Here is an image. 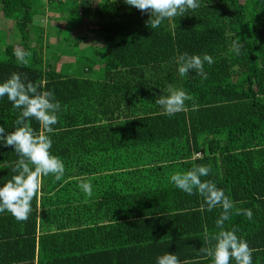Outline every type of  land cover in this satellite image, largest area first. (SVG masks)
Instances as JSON below:
<instances>
[{"label":"trees","instance_id":"1","mask_svg":"<svg viewBox=\"0 0 264 264\" xmlns=\"http://www.w3.org/2000/svg\"><path fill=\"white\" fill-rule=\"evenodd\" d=\"M62 1L0 0V19L9 24L0 40V83L19 73L54 94L61 110L48 134L50 152L65 165L60 181L40 178L26 222L0 213V264H156L167 252L181 264H211L200 249L214 245L222 209L208 211L198 193L170 182L197 165L210 166L201 179L235 209L252 211L249 220L234 209L224 228L247 242L253 264H264V0H199L195 11L157 29L146 24L150 13L125 0H77L61 9ZM46 5L56 7L53 18L67 15L54 21L56 41L77 46L98 35L81 76L43 60ZM233 41L242 44L239 55ZM16 49L30 53L27 65ZM185 52L213 58L204 64L206 79L192 70L179 75L175 58ZM169 85L193 98L173 116L155 103ZM19 112L0 98L6 133ZM29 123L41 131L38 121ZM18 160L0 141V187Z\"/></svg>","mask_w":264,"mask_h":264},{"label":"clouds","instance_id":"2","mask_svg":"<svg viewBox=\"0 0 264 264\" xmlns=\"http://www.w3.org/2000/svg\"><path fill=\"white\" fill-rule=\"evenodd\" d=\"M127 5L133 6L141 12L150 13L146 24L151 29H157L166 19L184 16L189 10L195 11L200 7L199 0H125ZM242 48L240 41H233L232 50L239 55ZM14 54L21 65H27L30 53L16 49ZM180 76L189 74L192 70L196 75L207 78L204 64L214 63L213 58L204 54L190 55L187 52L178 54L175 58ZM23 79L19 73H13L9 79L0 83V98L7 96L14 109H19L15 121L16 127L7 132L0 126V141L5 146H11L19 160L12 168L11 179L0 187V213H10L18 222H26L32 211L31 203L40 191V178L54 176L60 181L64 176L65 165L61 159L51 154L52 140L48 134L54 132L52 127L58 122L57 113L61 105L55 100L51 91H38L39 85ZM167 95H159L155 103L163 113L173 116L185 110V101L193 98L185 91L168 87ZM39 122L41 131L37 133L30 126V121ZM210 166L197 165L185 172H176L171 175L170 182L188 195L199 194L203 198L208 211L219 207L222 209L216 220L219 229L211 237L214 245L201 248L200 251L210 258L211 264H253V250L247 242L236 235L235 230L224 228L225 221L229 220L235 209L233 201L225 195L211 180H202L210 174ZM80 188L88 196L92 195V186L84 182ZM202 205V207L204 206ZM236 215H245L252 219V211L235 209ZM156 264H181L175 254L165 253L157 257ZM183 264H190L184 261Z\"/></svg>","mask_w":264,"mask_h":264},{"label":"rangeland","instance_id":"3","mask_svg":"<svg viewBox=\"0 0 264 264\" xmlns=\"http://www.w3.org/2000/svg\"><path fill=\"white\" fill-rule=\"evenodd\" d=\"M93 3L97 2L98 0H91ZM100 1V0H99ZM115 0H102L103 4H111ZM77 0H63L62 3L60 2L59 8L65 9L67 6H73ZM96 3V4H97ZM55 8L53 6L46 5L45 6V15H43L42 20V26H43V40H42V50H43V60L49 62L52 64V66L60 73V74H71V75H77L81 76V68H84V63L81 61L84 58L85 52H89L91 48H93L96 36L94 34H90L86 36L85 40L82 43H79L77 46H68V40L66 39L65 43H61L58 45V47H54L51 50H46V48H50L48 45L49 35L58 37L57 35V27L54 26V21H60L65 20L67 18V15L63 11L58 18H53L52 15L55 13ZM60 9V10H61ZM62 11V10H61ZM48 14H51V16H48ZM64 15V16H63ZM9 24L7 23V20L4 22L2 19H0V40H3V37L7 34V28ZM71 24L68 23L67 29L69 30V36L72 37L75 33V30L70 28ZM83 32L87 33L86 28H83ZM37 34V33H35ZM0 44H4V42L1 41ZM45 52V53H44ZM75 57V59L73 58ZM63 58H73L74 61L78 60L77 63H69L68 60ZM58 60V61H57ZM68 62V63H67ZM76 62V61H75ZM73 64V65H72Z\"/></svg>","mask_w":264,"mask_h":264},{"label":"crops","instance_id":"4","mask_svg":"<svg viewBox=\"0 0 264 264\" xmlns=\"http://www.w3.org/2000/svg\"><path fill=\"white\" fill-rule=\"evenodd\" d=\"M56 37H54V36H50L49 35V40L50 41H48V45H46V46H49L50 48H46V50L48 49V50H51L52 48H54V47H58V45L59 44H61L60 42H58V41H56V39H55ZM45 53V52H44ZM87 53V52H86ZM74 59H75V57H73ZM73 58H63V59H66V60H68V62L69 63H72L73 61H74V59ZM67 62V63H68Z\"/></svg>","mask_w":264,"mask_h":264}]
</instances>
